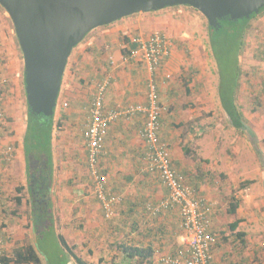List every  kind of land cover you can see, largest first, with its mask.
I'll list each match as a JSON object with an SVG mask.
<instances>
[{
    "label": "crops",
    "instance_id": "crops-1",
    "mask_svg": "<svg viewBox=\"0 0 264 264\" xmlns=\"http://www.w3.org/2000/svg\"><path fill=\"white\" fill-rule=\"evenodd\" d=\"M148 15L134 14L91 31L87 40L74 48L77 49V54L73 56L71 69L63 76L54 114L55 120L61 122L60 128L54 132L53 139L55 166L53 203L56 220L52 240L54 239L57 245L55 252H60L55 258L66 255V251L64 252L57 240L58 234L74 247V252L79 257L93 264H162L160 261L162 256L176 255L185 248L183 241L185 230L179 208L152 213V208L166 199L170 191L162 184L159 175L149 168L146 159L147 148L141 136L146 119L144 114H137L130 119H118L109 126L105 136L99 166L108 178V188L111 193L121 198L116 216L107 219L96 198L89 170L88 145L84 134L96 87L107 71L106 77L111 81L106 94V107L109 110L147 105L149 85L153 80L156 84L158 83L161 105L167 106V111L161 114L159 139L167 145L173 167L187 176V183L193 187L196 196L209 202L211 207L214 203L213 207H216L211 211L209 228L210 232L217 235L212 248L213 264H237V261H239L238 264H256L253 262L256 256L257 264H264V252L229 254V245L220 242L219 235L222 232H217L220 224H223L220 222L222 216L218 213V208H224L226 200L224 196L220 197L215 191L212 194L208 189L211 183L210 179H207L209 177L207 171L214 167L216 146L208 149L207 135L201 137L212 126L204 127L192 121L198 118L193 114L195 110H198V105H192L191 98L193 96L195 100H199L197 99L199 96L213 98L212 93L209 92L210 86L207 85V78L210 75H206L204 70L205 59L195 55L189 60L190 63L183 60L182 54L192 57L190 54L195 42L188 44V36H184L181 30L176 31V26L172 23L173 18L169 17L170 13L165 16L173 25L165 21L158 22L166 20L164 17L158 19ZM257 23L259 30L264 28V15L257 18ZM154 32L163 33L170 41V53L163 59L156 74H153L144 62L123 53L125 49L136 50L137 45L134 41L139 37L148 38ZM259 33L264 35L263 31ZM125 39H129V42L125 43ZM195 45L194 51L199 50L201 44ZM178 46H180L179 50ZM7 48H10L9 42ZM6 65L8 73L6 71L1 73L3 83L1 89L3 90H0V109L6 116L12 114L11 117L8 116L9 121L7 117L5 124H0V151L11 147L14 158L9 163L0 157V228L5 227L6 233L13 235L12 242L7 241L2 246L5 255H10L14 248L24 245V238L28 231L32 232L31 236L36 245H38L39 236L34 227L29 224L28 214L23 222L18 215H15L16 189L20 185H26L25 156L22 145L26 123L23 121L22 124L21 122L18 124L17 118L20 117V112L14 111V106L6 107L10 94L14 95L20 84L19 57L15 55L8 59ZM105 66H109L110 69L106 68L105 71ZM166 74L171 75L168 84H165ZM77 79L80 82H77ZM87 82L92 86L90 92L89 87L86 88L87 90L82 89V86H87ZM216 103L225 114L228 126L229 118L222 109L218 96ZM242 113L244 114L243 111ZM3 125L5 127H2ZM248 126L254 132L252 127ZM255 135L256 143H253V139L249 137L247 140L252 143L256 153L257 133ZM185 148L189 150V154L185 153ZM260 150L264 152L262 147ZM239 156L236 157L234 154L236 158L233 160L229 156L228 163L226 162L228 169L232 167L227 177L228 182L234 187L240 186L241 183L246 189L248 185H255L257 179L259 191L257 196L251 193L244 197L233 217L241 221L240 229L246 234L247 213L245 216L243 205L256 202L257 198L259 200L257 207H264V164L260 165L261 173L257 170L252 175L243 170L241 162L235 163ZM23 204L27 205V198H23L20 206L26 213L29 207ZM262 215L264 217V212ZM19 222L29 225L30 228L26 225L23 227ZM246 237H248L247 234L245 239ZM46 238L49 239V236L44 234L39 239L47 244ZM52 240H50L51 243ZM15 241L20 243L17 245ZM258 241L257 250L260 247L263 249L264 242L261 243V238ZM124 242L143 248L151 246L155 250L154 255L144 260L129 259L118 248V244ZM49 249L50 246L46 251H50ZM40 253L42 264H56L49 260L51 257L48 253L46 255L42 252L44 256ZM60 263L75 264V261L67 255Z\"/></svg>",
    "mask_w": 264,
    "mask_h": 264
},
{
    "label": "rangeland",
    "instance_id": "rangeland-1",
    "mask_svg": "<svg viewBox=\"0 0 264 264\" xmlns=\"http://www.w3.org/2000/svg\"><path fill=\"white\" fill-rule=\"evenodd\" d=\"M168 13H170L169 17L173 18L172 23L175 24L176 31L179 32L181 30L184 36H188V44L189 42H195V44L197 45L201 44V47L198 46V48L200 47V49L197 51H194L196 45H193L194 49L190 54V56H192L191 58L182 54L183 60L185 59L187 63L189 62V60L193 59L195 55L200 56L201 58L205 59L204 70L206 72V75H210V77L207 78V85L210 86L209 92L212 93L213 98H208V96L206 98H202L199 96L197 97V99L199 100H195L194 96L191 98V104L194 106L198 105V110H195V112L193 113L194 115H197L196 117L198 118L197 120L192 119V121H196L199 123V125L202 124L204 127L212 126L211 129L209 128L206 132L203 133V136L201 137L207 135V145H209L208 149L210 147L216 146V152L214 155L215 161L213 162L214 167H210V171H207V175H209L207 179H210L211 183V187L208 186V189H210L212 194L213 191H215V193L218 194L220 197L224 196V200H226L224 208H218V213H220L222 216H220L222 218V221L220 222L223 223L222 225L220 224V228H218L217 230V232H222L221 235H219V238L221 237L220 242L229 245V254L237 255L238 252H264L263 245V249H260V247L257 250V246L259 244L258 240H260L261 238V243L263 244L264 242V217H262L264 207H257V201H259L257 198L256 202L253 201L251 202V204L245 203L243 205L244 215L247 213V218L244 219L247 221L248 225L246 229V234L248 235V237H246V239L244 238V242L236 238L235 234L230 232L228 228L230 222L235 220L233 216H230L228 212H225V210H228L229 203L231 202V197L234 196L235 198H237L241 204V202H243L244 197H246L247 195L251 193H253V195L255 196L259 195V191L257 190V179L255 185H248L246 189L245 187L241 188V186L243 185L241 183L240 186L234 187L228 182L227 177H229V172L230 170H232V167L230 169L226 167V164L229 160V156H231V159L233 160L237 157V155H240L238 159L235 160V163L241 162L243 170L247 173L253 175L257 170H259L260 173L262 171H260V158L258 157V154L254 152L252 143H249V141L247 140L248 136L246 137V135L233 129L229 125L227 126V118L225 114L221 111L219 105H217L216 103V98L218 96L217 91L219 76L217 73V66L215 60L211 54L208 45V21L200 12L185 8L183 6L166 8L161 11L146 14H149L148 16L152 18L162 19L164 17L166 18V20H159L158 22L165 21L169 25H173L170 23L171 20H167L168 18L165 16ZM257 18H259V16H257ZM257 18H253L252 20L250 32L246 37L245 48L242 56L240 57V64L242 66V76L240 78L237 102L242 111L244 112L246 122L252 127L254 132L257 133V144L259 142V146L262 147L264 150V145L262 143V140L264 139V35H259V32L261 31H263L264 33V28H261V30H259V27L257 26V24L259 23H257ZM14 34L15 30L13 29V23L10 21L8 13L0 7V90H3L1 89V85H3L1 73H3L4 71L8 73L6 70V63L8 62V59H11L13 56L16 55L19 57V60L21 62L20 84L18 85L15 94H10V100L7 101L6 107L10 106L11 108H13L12 106H14V111L20 112V117L17 118V120L18 124L20 122L22 124L23 121L26 123L28 111L27 97L24 84V60L21 56L22 52L19 50V47L15 41ZM89 35L90 33L84 38L81 43L87 40ZM175 39L177 42V35ZM8 42L10 44V48H7ZM78 46L79 45H77L75 48H77ZM179 48L180 46H178V50ZM75 54H77V49H73L69 57L65 72H68L71 69L73 56ZM105 64H107V62ZM106 68H109V66H105V71ZM106 76L107 71L103 78H105ZM170 80L171 79L166 80L165 84H168ZM77 82H80V80L77 79ZM86 85L87 86H82V89L87 90L86 88L89 87L88 91L90 92V88L92 86L89 84V82H87ZM164 108L162 110V113L165 110L167 111L166 105ZM11 114L7 115V117H11ZM9 119L10 118L8 117V121ZM13 121H15V119ZM234 154L236 155V157H234ZM219 171L222 173H220ZM22 193L24 198L28 197V193L26 190H23ZM213 204L214 203H212V209L216 208L213 207ZM23 205L27 206L26 204ZM16 212L15 215H18L20 217V220H22L21 222H23V219L27 216L29 211L25 213L24 209H21V207H17ZM21 225H23L24 227L26 224L24 225L21 223ZM26 226L30 228L29 225ZM238 230L241 231L240 226ZM31 234L32 232L28 231L27 235L24 238L25 240L22 239L24 240V244L30 242L34 243L33 236H31ZM9 236L10 239L13 238V235ZM52 238V235H49V239L46 238V242L48 246H50L49 250L51 251H48L47 253L49 257L52 258V261L55 262V256L60 252H55L57 250V245L55 240H52ZM50 240H52V243ZM19 243L20 241L16 242L17 245ZM42 247H46V244L42 245ZM40 254L41 256H44L42 252ZM65 256H63L60 260H65ZM43 259L44 261H46L45 257ZM238 262L239 261H237V264ZM253 262L257 264V256L255 257Z\"/></svg>",
    "mask_w": 264,
    "mask_h": 264
},
{
    "label": "water",
    "instance_id": "water-1",
    "mask_svg": "<svg viewBox=\"0 0 264 264\" xmlns=\"http://www.w3.org/2000/svg\"><path fill=\"white\" fill-rule=\"evenodd\" d=\"M12 20L24 60L32 113L54 117L73 49L93 30L122 18L177 6L200 12L212 27L258 15L264 0H0Z\"/></svg>",
    "mask_w": 264,
    "mask_h": 264
},
{
    "label": "trees",
    "instance_id": "trees-1",
    "mask_svg": "<svg viewBox=\"0 0 264 264\" xmlns=\"http://www.w3.org/2000/svg\"><path fill=\"white\" fill-rule=\"evenodd\" d=\"M0 7L3 8L1 5ZM183 7L194 10L189 6ZM261 15H264V9H262L258 15L253 14L250 18H244L237 21H233L229 17L221 19L219 20V26L217 27H212L207 24L209 38L208 45L215 60L219 76L217 92L221 107L229 118V126L253 139V143H256V135L247 125L245 116L237 103V94L240 85V78L242 76L240 57L245 48L246 37L250 32L253 18H257V16L260 17ZM10 21L12 22L11 19ZM14 38L21 51L16 34H14ZM124 41L125 43H128L129 39H125ZM123 53L130 56L132 51L125 49L123 50ZM21 56L23 58L22 53ZM27 107L26 130L22 143L25 156L26 185L17 187V196L14 197V201L17 207H20L24 198L22 192L23 190L27 191L29 221L40 238L44 234H47V236L53 235L55 231L56 217L53 203L55 166L53 139L54 132L56 129L60 128L61 122H57L55 116L51 118L43 114L36 115L32 113L28 103ZM4 116L5 119H7L5 114ZM5 121L0 122V124H5ZM262 143L264 145V139L262 140ZM185 153L189 154V150L186 148ZM256 153L258 154L261 163L264 164V152L260 150L259 142L257 144ZM101 172L104 174L102 170ZM184 176L187 179L185 174ZM242 187H244V185H242L241 188ZM239 205L240 201L232 196L227 210L228 214L234 217ZM240 222L239 219H235L230 222L228 228L230 232L235 234L236 238L244 242L246 234L245 232L238 230ZM0 231L4 233V236L8 235L6 230H4V227H1ZM39 238L38 245L30 242L17 246L12 250L10 255H5L4 253V256L1 258V264H42L39 252H45L47 255L46 249L48 244L41 242ZM57 240L62 246L64 252L66 251L65 254L74 259L75 264H93L79 257L74 252V247L69 245L62 235L58 234ZM9 241L12 242L11 239ZM45 244L46 247H42V245ZM118 248L129 259H149L155 252L154 248L151 246L143 248L126 242L118 244ZM60 259L59 256V258L55 260L56 264H63L60 263ZM49 260L52 261V258Z\"/></svg>",
    "mask_w": 264,
    "mask_h": 264
},
{
    "label": "built area",
    "instance_id": "built-area-1",
    "mask_svg": "<svg viewBox=\"0 0 264 264\" xmlns=\"http://www.w3.org/2000/svg\"><path fill=\"white\" fill-rule=\"evenodd\" d=\"M134 43L136 50H131L130 58H137L148 65L149 70L156 74L165 57L170 53V41L161 32H154L148 38L139 37ZM166 74L164 79H170ZM110 78H103L97 85L92 99L90 117L85 131L88 145V163L92 176L93 188L97 200L100 202L107 219L116 216L117 206L121 198L112 194L108 188V178L99 168V160L103 153L105 136L109 126L120 118L130 119L137 114L146 116L144 128L141 132L147 148L146 159L151 171L159 175L160 181L169 189V196L152 208L156 214L162 210L178 207L182 226L185 230L182 248L176 255L162 256V264H213L212 248L217 235L210 232L211 204L196 196L195 190L187 183L186 177L172 166L170 152L166 144L161 143V114L163 106L160 102L158 85L154 80L149 85L148 104L119 107L109 110L106 107V94L110 87ZM165 109V108H164ZM5 120L0 109V122ZM0 157L5 162H12L13 148L8 147L0 151ZM10 240L9 235L0 231V264L4 256L3 247Z\"/></svg>",
    "mask_w": 264,
    "mask_h": 264
}]
</instances>
